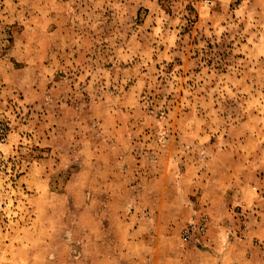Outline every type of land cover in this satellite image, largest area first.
Returning <instances> with one entry per match:
<instances>
[{
  "label": "rangeland",
  "instance_id": "rangeland-1",
  "mask_svg": "<svg viewBox=\"0 0 264 264\" xmlns=\"http://www.w3.org/2000/svg\"><path fill=\"white\" fill-rule=\"evenodd\" d=\"M0 264H264V0H0Z\"/></svg>",
  "mask_w": 264,
  "mask_h": 264
},
{
  "label": "built area",
  "instance_id": "built-area-1",
  "mask_svg": "<svg viewBox=\"0 0 264 264\" xmlns=\"http://www.w3.org/2000/svg\"><path fill=\"white\" fill-rule=\"evenodd\" d=\"M173 1H175V2H181V1H183V0H173Z\"/></svg>",
  "mask_w": 264,
  "mask_h": 264
}]
</instances>
